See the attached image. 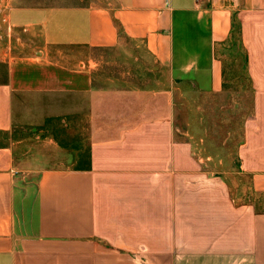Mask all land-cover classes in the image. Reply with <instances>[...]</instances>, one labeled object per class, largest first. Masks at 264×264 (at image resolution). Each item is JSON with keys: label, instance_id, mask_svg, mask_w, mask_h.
<instances>
[{"label": "crops", "instance_id": "0c3cea01", "mask_svg": "<svg viewBox=\"0 0 264 264\" xmlns=\"http://www.w3.org/2000/svg\"><path fill=\"white\" fill-rule=\"evenodd\" d=\"M58 4L0 17V264H264V0ZM235 23L231 161L178 139L175 109L222 94ZM82 124L86 147L59 140Z\"/></svg>", "mask_w": 264, "mask_h": 264}, {"label": "rangeland", "instance_id": "374dc122", "mask_svg": "<svg viewBox=\"0 0 264 264\" xmlns=\"http://www.w3.org/2000/svg\"><path fill=\"white\" fill-rule=\"evenodd\" d=\"M10 1L15 5H59L64 0H0V17L7 11V3ZM68 1V0H67ZM75 2L76 0H71ZM109 59V55H103ZM216 56L223 61V92L220 95L205 97L204 99H193L186 89L182 91V96L176 95L175 124L180 131H176V137L180 140L198 143L203 145L200 155H210L212 159H219L222 155V145L224 151L230 160H234L235 145L238 141L239 131V103L245 99V89L247 88L244 78L243 69L239 67L240 56L237 50V44L233 41L218 46ZM121 71L127 69L125 61L120 60ZM149 75L145 74V83L149 81ZM150 85V84H149ZM243 85V88L241 86ZM145 86H148L145 84ZM242 93V100L239 93ZM247 101V100H246ZM248 102H246L247 104ZM197 108H199L197 110ZM229 134V137H227ZM70 138L59 135L62 143H75L74 139L81 143L82 148L87 146L88 133L86 126L82 124L79 130L70 131ZM75 137V138H73ZM72 139V140H71ZM83 151L86 149H82ZM211 169L216 171V167H222L223 164L213 163ZM211 165V166H212ZM231 190L245 188L248 185L247 178H239L237 175H228ZM258 208L264 211V197L258 200Z\"/></svg>", "mask_w": 264, "mask_h": 264}, {"label": "trees", "instance_id": "16d2710c", "mask_svg": "<svg viewBox=\"0 0 264 264\" xmlns=\"http://www.w3.org/2000/svg\"><path fill=\"white\" fill-rule=\"evenodd\" d=\"M238 34H239L238 25L235 23L234 31L233 34L231 35V40L237 44V47H238Z\"/></svg>", "mask_w": 264, "mask_h": 264}]
</instances>
